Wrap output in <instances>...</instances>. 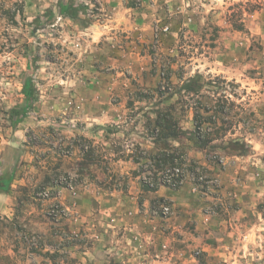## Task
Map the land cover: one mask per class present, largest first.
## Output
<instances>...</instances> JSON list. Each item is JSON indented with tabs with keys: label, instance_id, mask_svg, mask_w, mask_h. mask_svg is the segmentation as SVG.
<instances>
[{
	"label": "rangeland",
	"instance_id": "rangeland-1",
	"mask_svg": "<svg viewBox=\"0 0 264 264\" xmlns=\"http://www.w3.org/2000/svg\"><path fill=\"white\" fill-rule=\"evenodd\" d=\"M34 1L23 17L33 31L27 112L5 108L9 69L24 61L0 58V177L12 175L0 191V264H123L106 251L120 237L108 238L109 204L122 213L137 185L140 211L166 217L169 203L149 194L180 176L218 229L190 226L175 260L144 264H264V0H146L152 33L139 40L109 29L106 0H63L73 19L61 0ZM22 15L15 3L7 18ZM90 28L103 38L89 42ZM198 108L210 133L226 129L217 149L187 141Z\"/></svg>",
	"mask_w": 264,
	"mask_h": 264
},
{
	"label": "crops",
	"instance_id": "crops-1",
	"mask_svg": "<svg viewBox=\"0 0 264 264\" xmlns=\"http://www.w3.org/2000/svg\"><path fill=\"white\" fill-rule=\"evenodd\" d=\"M139 1H141V6L137 7V9H132L124 5L126 0H106L108 3L107 8L110 13L108 21L109 29L125 33L135 31L134 33L137 35V40H139L138 35L140 31L144 37L145 31H150L152 33L145 15L146 0ZM15 3L21 4L23 15L21 22L12 24L11 21H8L7 14H11ZM34 3L38 5L34 0H0V58L6 54L11 58L13 57L16 61H19L18 59L24 61L22 70L17 69L16 63L9 69L8 78H6L9 82L7 84L8 88L2 85L1 80H3V72L0 69V100L3 99L1 95L5 88L10 95L13 92L15 93V96H9V104L5 105V108L9 109L12 113H16L15 110H17L18 107L24 112H27L30 106L32 107L29 103L30 97L28 95L31 88V80L28 76L31 53L28 48H32L33 31H30L31 27L28 24V18L26 17L24 19L23 17L37 7L34 6ZM41 7H43V5ZM36 10L39 11L38 9ZM130 10H135L133 13L137 17L133 19L134 21L130 20L133 18L129 13ZM13 16L14 21H17V18L19 19V16ZM87 30L90 31L89 37L91 39L89 40L88 38V40L91 43L96 39L99 40L103 38L105 33L103 29L98 30V34L97 31L92 28ZM4 41H8L10 44L8 52H5L2 48ZM24 47L25 50H23ZM21 97L22 99H20ZM4 98H7V94L4 95ZM11 122L16 127L20 120L14 115ZM16 133L15 130L13 133L14 137ZM136 187L134 192H129L130 195L127 196L129 205L124 208L122 213L115 214L114 211L117 210V206L113 205V203L109 204L110 211L113 213L108 220V227L111 229L108 233V238L116 234V231H114L116 229L119 231L118 234L120 237H117V240L113 239L110 244L108 243V245H106V251L110 255L116 257L122 255L121 261L123 264H144V259H147V261L149 259L151 260L150 262L154 263L158 262L154 260V257L163 254H168L167 261H170L172 258L175 260L178 256L177 247L179 243L190 239L191 233L188 232L190 226H193L195 231L204 232V236L206 237L213 236L215 230L218 229L217 224L210 221L208 215L203 213L201 197L195 192L191 183L186 182L178 189L161 186L153 192H150L149 200L161 199L169 203L171 212L166 217L150 215L145 209L143 212L140 211V205H136L135 200L138 198V195L141 194V191ZM132 193L135 195H131ZM147 203L148 201H145L143 207H146ZM178 233H181L180 237ZM114 240L116 244L113 243ZM117 245H119V247H117ZM115 261H117V258ZM159 264L162 263L159 262Z\"/></svg>",
	"mask_w": 264,
	"mask_h": 264
},
{
	"label": "trees",
	"instance_id": "trees-1",
	"mask_svg": "<svg viewBox=\"0 0 264 264\" xmlns=\"http://www.w3.org/2000/svg\"><path fill=\"white\" fill-rule=\"evenodd\" d=\"M59 12H60V14H64L65 16H67L71 19L74 18V14L71 12V9H70V4L67 1H63V0L60 1ZM186 91H189V92L194 91V88L190 87L188 85V82L186 85ZM28 95H30V93ZM197 110L198 111H197V114H196L195 119H194V130H192V131L186 130L184 132V134L188 135L187 141L193 142V147L199 151L204 152L207 147H211L212 149H217L218 147L210 146V145L214 140L221 137L219 132L223 133L226 129L223 127H220L219 129H216L213 132V134L210 133L207 130V128L204 127V125H205V123L214 124L215 122L211 121L209 118H206L202 114H200V108H198ZM202 110H203V113L207 112V109H205V108H203ZM215 120H216V117H215ZM221 123L224 124L223 121H221ZM174 135L176 136L175 133H173V137H174ZM212 135H214L213 137H216V138H213ZM231 143L232 144H229V145L233 146L235 148H238L241 145H243V144H239V142L237 140H233ZM246 148H248L247 145H246ZM220 149H221V147H220ZM223 150H230V149H229V147L226 146V147H223ZM242 153H243V151H239V155H242ZM165 157H169V156H165ZM170 158L171 159L169 162L173 163L175 160V157L173 155H171ZM83 159L85 161H90V159H91L90 154L89 153L84 154ZM154 159H156V158H154ZM11 180H12V175L0 177V191L1 192H6L8 190ZM182 180H183V178L180 176V177L173 179L171 184H169V185L164 184V186L170 187L172 189H178L183 184Z\"/></svg>",
	"mask_w": 264,
	"mask_h": 264
},
{
	"label": "built area",
	"instance_id": "built-area-1",
	"mask_svg": "<svg viewBox=\"0 0 264 264\" xmlns=\"http://www.w3.org/2000/svg\"><path fill=\"white\" fill-rule=\"evenodd\" d=\"M166 29L167 28H165V30ZM174 171H176V173H179L180 174V169L176 168V169H174ZM176 175L178 176V174H176ZM171 183H172V180L170 181L169 184H171ZM161 210H162V213L165 215V214H167L169 212V207L168 206H165V205H162Z\"/></svg>",
	"mask_w": 264,
	"mask_h": 264
}]
</instances>
